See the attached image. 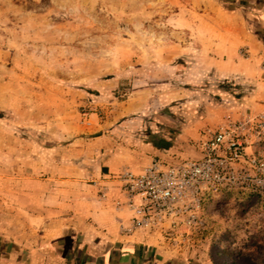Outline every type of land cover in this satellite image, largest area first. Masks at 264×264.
<instances>
[{
	"label": "rangeland",
	"instance_id": "1",
	"mask_svg": "<svg viewBox=\"0 0 264 264\" xmlns=\"http://www.w3.org/2000/svg\"><path fill=\"white\" fill-rule=\"evenodd\" d=\"M262 6L264 0H0V264L45 258L28 245L19 253L13 242L30 233L23 181L33 175L43 197L46 166L71 176L80 137L105 135L125 148L153 137L186 138L198 150L206 132L259 112L244 106L255 97L249 64L240 68L245 75L223 76L229 55L220 40L235 38L236 20L263 40ZM235 10L242 16L229 18ZM239 53L247 62V51ZM227 106L243 113L222 118ZM82 123L95 131L80 134ZM258 153L264 158V147ZM223 199L242 219L220 234L206 206L209 241L241 247L236 264H264V209L254 198L225 195L217 203Z\"/></svg>",
	"mask_w": 264,
	"mask_h": 264
},
{
	"label": "crops",
	"instance_id": "2",
	"mask_svg": "<svg viewBox=\"0 0 264 264\" xmlns=\"http://www.w3.org/2000/svg\"><path fill=\"white\" fill-rule=\"evenodd\" d=\"M258 12L264 14V6ZM240 16L242 13L235 10L228 17L239 19ZM236 21V29L235 26L230 28L236 30L235 38L220 40L229 55V60L223 64L229 74L223 76L245 75L240 68L242 64H249L248 77L256 80L255 97L244 106L259 111L264 91V42L246 32L244 24ZM262 23L264 26V19ZM242 48L248 53L247 62L238 54ZM235 110L227 106L221 111V117L232 119L243 113ZM90 127L80 124V134L95 129ZM160 139L165 138L136 140L132 148H125L105 135L80 137V161L68 166L71 176L58 174L63 167L46 166L45 171L51 176L44 182L43 197H38L33 189L36 186L31 180L33 175L27 182L23 181V199L28 202L24 205L28 210L24 216L30 233L28 239L20 235L19 240L13 242L17 252L24 251L28 245L30 253L42 252L45 258L19 264H236L241 260L242 250L238 246H221L208 241L197 249H174L158 232L130 229L132 212L121 184L114 180L115 175L122 170L139 173L156 158L178 161L199 157L198 150L189 147L186 138L172 140V146L167 149L158 147L163 143ZM102 145L107 147L103 153ZM103 188L105 198L100 196ZM217 205L207 209L211 224L218 225L216 230L222 234L231 222L242 218L238 207L229 200L223 199ZM234 212H237L235 216Z\"/></svg>",
	"mask_w": 264,
	"mask_h": 264
},
{
	"label": "built area",
	"instance_id": "3",
	"mask_svg": "<svg viewBox=\"0 0 264 264\" xmlns=\"http://www.w3.org/2000/svg\"><path fill=\"white\" fill-rule=\"evenodd\" d=\"M261 106L206 132L195 159L156 158L139 173L116 174L132 212L130 229L158 232L174 249H197L211 236L206 206L222 196L254 198L264 209V158L258 153L264 147V91Z\"/></svg>",
	"mask_w": 264,
	"mask_h": 264
},
{
	"label": "trees",
	"instance_id": "4",
	"mask_svg": "<svg viewBox=\"0 0 264 264\" xmlns=\"http://www.w3.org/2000/svg\"><path fill=\"white\" fill-rule=\"evenodd\" d=\"M262 41L264 42V39ZM160 140H163V143L160 146H158L159 148H161V149H167V148H169V147L172 146V140L171 139H166L165 138V139H160Z\"/></svg>",
	"mask_w": 264,
	"mask_h": 264
}]
</instances>
